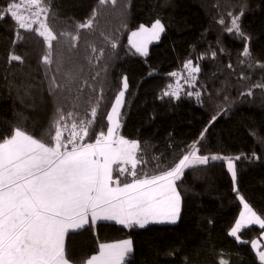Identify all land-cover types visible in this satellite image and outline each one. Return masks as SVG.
Listing matches in <instances>:
<instances>
[{
    "label": "trees",
    "instance_id": "trees-1",
    "mask_svg": "<svg viewBox=\"0 0 264 264\" xmlns=\"http://www.w3.org/2000/svg\"><path fill=\"white\" fill-rule=\"evenodd\" d=\"M9 2L0 0V16L2 6ZM51 9L47 22L58 39L52 42V62L47 65L43 57L49 50L42 37L24 30L17 35L18 26L10 17L0 19V138L20 127L48 140L45 132L58 106L65 116L70 111L74 114L62 122V127L67 124V138L73 122L92 119L91 108L101 96L98 119L104 118L106 132L107 113L126 77L129 87L119 134L139 142L142 163L138 170L150 176L170 169L190 150L189 145L199 141V155L233 158L237 172L234 191L225 161L190 167L177 181L182 202L176 224L150 223L143 229L105 221L95 227L86 225L66 235L67 254L79 264L97 254L101 243L127 239L133 243V252L126 264H219L221 260L260 264L251 241L263 230L258 226L243 228L239 236L244 242L232 238L229 231L241 208L237 194L264 218V88L253 87L264 83V68L258 66L264 65V0H105L104 4L99 0H51ZM234 16L240 17L241 30L249 39L227 31ZM89 18L93 19L91 29L77 28ZM156 19L165 29L158 42L149 46L146 56L135 53L128 44L129 34ZM60 33L78 35L72 41ZM109 40L116 42L115 49ZM73 44L75 47H70ZM245 44L253 68L240 63L245 60ZM101 50L103 56L97 60ZM10 53L20 56L22 62L9 63ZM189 59L200 68L193 88L181 76ZM80 65L83 74L69 92L63 88L65 74L70 69L79 71ZM173 72L183 90L178 97L163 96L174 82ZM241 74L249 78L239 79ZM97 75L103 89L96 85L91 103L77 107L79 90L84 88L87 100L91 89L85 81L95 84L92 77ZM53 80L60 87L50 94ZM250 89L253 95L241 96ZM188 91H200V100L189 97ZM225 96L230 100L226 102ZM213 115L217 119L208 127ZM99 131L97 124L85 140L95 142ZM237 156L241 159L236 160Z\"/></svg>",
    "mask_w": 264,
    "mask_h": 264
},
{
    "label": "snow or ice",
    "instance_id": "snow-or-ice-1",
    "mask_svg": "<svg viewBox=\"0 0 264 264\" xmlns=\"http://www.w3.org/2000/svg\"><path fill=\"white\" fill-rule=\"evenodd\" d=\"M99 3L104 4L105 0H99ZM2 7L4 15L0 16V19L10 17L18 26L15 34L19 35V30H24L43 38L49 50L43 57V63L51 64L52 42L58 39L47 22L52 11L51 0H20L19 3L10 0ZM239 19V16H234L227 31L235 32L237 38L247 40L249 37L241 30ZM220 22L224 21L221 19ZM92 27V18L77 25L78 29ZM164 30L160 19H156L150 28L141 25L138 31L132 32L129 44L135 49V53L146 56L148 42L159 39ZM77 35L60 33V36L69 37L72 41L77 39ZM16 42L14 39L13 44ZM109 43L113 49L117 47L113 40H109ZM92 52H96L95 47ZM242 54L245 60L240 63H246L249 68H253L248 44H245ZM72 55L74 54L68 57L70 61ZM102 56L103 50L101 56L96 59L100 60ZM212 56L214 58L216 53L213 52ZM12 61L22 62V58L10 53L9 63ZM258 66L264 68V65ZM59 67H63L62 59ZM184 70L187 76H181L189 88H193V82L196 80L194 73H198L200 68L193 66L192 60L189 59L184 64ZM82 74L83 65L79 66V71L68 70L63 88L71 92L72 85ZM170 75L177 77L176 72ZM248 78L243 74L239 77L242 80ZM92 79L95 84L85 81L91 89L87 100L83 96L84 88L79 90L80 94L75 98L77 107L79 103H91L96 85L103 89L104 85L98 75ZM121 84L122 88L115 95L106 116V132L103 130L104 118L98 119L99 105L103 100L101 96L95 98V106L91 108L92 119L81 118L78 122H73L67 138H64L67 124L62 127V122L72 119L74 114L70 111L65 116L59 106L56 108L55 118L45 132V135L49 136L48 140L43 136L35 137L20 127H14L11 133L0 138V264H76L67 254L66 235L70 231L77 232L86 225L95 227L101 220L111 221L128 229H143L150 223L176 224L180 218L182 202L177 181L183 178L186 169L195 165L226 161L227 171L233 181V190H236L237 172L233 158L199 155V141L189 145L190 150L170 169L150 176L138 170V165L142 163L139 142L126 139L117 131L121 126V108L125 104V94L129 87L126 77ZM57 87L60 86L53 80L50 94H54ZM253 87L264 88V83H257ZM168 88L171 91H164L163 96L178 97L179 92L183 90L179 78L176 88L171 84ZM186 94L189 97L195 96L198 101L201 97L200 91H188ZM253 94L250 89L247 93L242 92L241 96ZM224 99L226 102L230 100L228 96ZM216 119L217 116L213 115L208 127ZM97 124L100 125V131L95 135V142H87L85 138L91 136ZM208 127L200 133L201 139L204 138ZM52 129L54 135L51 134ZM235 159L239 160L241 157L237 156ZM237 197L243 205V211L239 213V219L229 235L235 237L238 242H244L238 235L241 229L258 225L264 230V218L258 215L242 196L237 194ZM251 244L254 249L257 247V241L254 240ZM132 252L131 240L101 243L98 254L91 255L79 264H126V258ZM257 256L260 264H264V251L257 252ZM219 264L226 262L221 260Z\"/></svg>",
    "mask_w": 264,
    "mask_h": 264
},
{
    "label": "rangeland",
    "instance_id": "rangeland-1",
    "mask_svg": "<svg viewBox=\"0 0 264 264\" xmlns=\"http://www.w3.org/2000/svg\"><path fill=\"white\" fill-rule=\"evenodd\" d=\"M154 23V22H153ZM152 25V24H151ZM151 25L150 26H145V27H147V28H150L151 27ZM140 28V27H139ZM139 28L138 29H136V30H134V31H138L139 30ZM134 31H132V32H134ZM131 32V33H132ZM131 33L129 34V36H128V44H129V37L131 36ZM162 34V33H161ZM161 34H160V36H161ZM160 36H159V38H160ZM158 40L159 39H152V40H150L149 42H148V44H147V53H148V48H149V46L151 45V44H154V43H156V42H158ZM130 45V44H129ZM130 47H131V45H130ZM133 49V48H132ZM134 51H135V49H133ZM122 88V87H121ZM121 90V89H120ZM110 111V110H109ZM119 130H120V128L117 130L118 132H119ZM234 162V161H233ZM195 166H197V165H195ZM225 166H226V169H227V164H226V161H225ZM193 167V166H192ZM229 173V172H228ZM229 175H230V177H231V174L229 173ZM231 179H232V177H231ZM246 202V201H245ZM247 203V202H246ZM241 211H243V205L241 204V208H240V211H239V213L241 212ZM237 219H239V214H238V216H237ZM236 219V220H237ZM236 222V221H235ZM112 223H114V222H112ZM155 224V223H154ZM160 224H167V223H160ZM235 226V223H234V225H233V227ZM250 226H258V225H250ZM232 227V228H233ZM247 227H249V226H247ZM259 227V226H258ZM231 228V229H232ZM246 228V227H245ZM242 230V229H241ZM231 231V230H230ZM229 231V232H230ZM238 235H239V233H238ZM232 237V236H231ZM232 238H234V239H236L235 237H232ZM237 240V239H236ZM255 241H257V247L254 249L253 247H252V244H251V247H252V249H253V252L255 253V255H256V257H257V260L259 261V258H258V256H257V252H259V251H264V230L262 231V233L260 234V237L259 238H255L254 239ZM254 240H252V241H254ZM251 241V242H252ZM115 243H117V242H115ZM260 262V261H259Z\"/></svg>",
    "mask_w": 264,
    "mask_h": 264
},
{
    "label": "built area",
    "instance_id": "built-area-1",
    "mask_svg": "<svg viewBox=\"0 0 264 264\" xmlns=\"http://www.w3.org/2000/svg\"><path fill=\"white\" fill-rule=\"evenodd\" d=\"M3 15H4V13H3ZM2 15V16H3ZM34 27H36L35 25H34ZM194 75L197 77V73H194ZM183 76H187V72L185 71V70H183ZM179 77H174V82H173V84H172V86H173V88H176L177 87V79H178ZM194 83V82H193ZM187 84V83H186ZM188 86V85H187ZM167 90H169V91H171V89H167Z\"/></svg>",
    "mask_w": 264,
    "mask_h": 264
},
{
    "label": "crops",
    "instance_id": "crops-1",
    "mask_svg": "<svg viewBox=\"0 0 264 264\" xmlns=\"http://www.w3.org/2000/svg\"><path fill=\"white\" fill-rule=\"evenodd\" d=\"M101 221H103V220H101ZM101 221H98V222H101ZM98 222H97V223H98ZM105 222H111V221H105ZM117 243H118V242H117ZM98 252H99V250H98ZM97 254H98V253H97Z\"/></svg>",
    "mask_w": 264,
    "mask_h": 264
}]
</instances>
